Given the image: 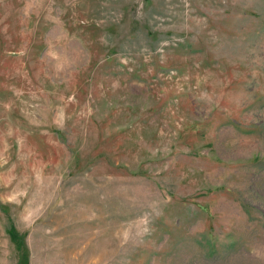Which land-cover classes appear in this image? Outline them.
<instances>
[{
  "label": "rangeland",
  "instance_id": "374dc122",
  "mask_svg": "<svg viewBox=\"0 0 264 264\" xmlns=\"http://www.w3.org/2000/svg\"><path fill=\"white\" fill-rule=\"evenodd\" d=\"M0 264H264V0H0Z\"/></svg>",
  "mask_w": 264,
  "mask_h": 264
}]
</instances>
